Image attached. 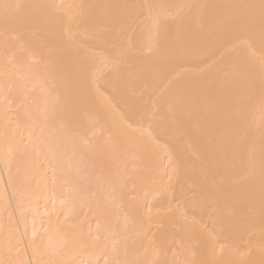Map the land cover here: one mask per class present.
I'll return each instance as SVG.
<instances>
[{
    "label": "bare ground",
    "instance_id": "obj_1",
    "mask_svg": "<svg viewBox=\"0 0 264 264\" xmlns=\"http://www.w3.org/2000/svg\"><path fill=\"white\" fill-rule=\"evenodd\" d=\"M0 264H264V0H0Z\"/></svg>",
    "mask_w": 264,
    "mask_h": 264
}]
</instances>
